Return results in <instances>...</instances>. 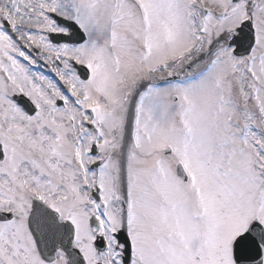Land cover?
I'll use <instances>...</instances> for the list:
<instances>
[{"label":"snow or ice","instance_id":"6c2138e0","mask_svg":"<svg viewBox=\"0 0 264 264\" xmlns=\"http://www.w3.org/2000/svg\"><path fill=\"white\" fill-rule=\"evenodd\" d=\"M0 264H264V0H0Z\"/></svg>","mask_w":264,"mask_h":264}]
</instances>
